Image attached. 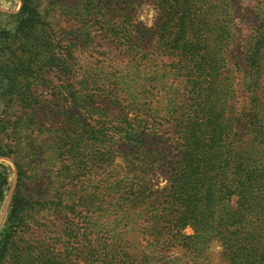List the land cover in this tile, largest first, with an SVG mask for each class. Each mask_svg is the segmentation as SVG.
Instances as JSON below:
<instances>
[{"label":"trees","instance_id":"obj_1","mask_svg":"<svg viewBox=\"0 0 264 264\" xmlns=\"http://www.w3.org/2000/svg\"><path fill=\"white\" fill-rule=\"evenodd\" d=\"M19 1L10 16L14 28H0V158L17 169L0 229V264H81L82 258L83 264H167L132 258L122 222L132 210L154 230L171 231L165 242L184 250L191 264H200L213 243L225 264H264V0L254 1V24L237 62L229 59L231 0H158L159 47L178 57L160 82L168 88L161 111L172 135L155 123L153 77L148 87L144 79L123 88L112 83L102 97L98 75L75 77L71 49L45 27L36 0ZM117 30L119 42L124 32ZM133 70L139 78L141 68ZM101 101L120 112L113 116ZM231 104L238 106L236 117ZM162 141L173 151L169 158H159ZM28 147L34 160H46V192H27L18 157ZM118 155L131 177L92 178L84 186L92 167L110 166ZM154 175L165 182L161 191L148 180ZM11 177L0 163V203ZM81 201L90 212L88 234L75 230ZM186 228L191 235L181 234Z\"/></svg>","mask_w":264,"mask_h":264},{"label":"rangeland","instance_id":"obj_2","mask_svg":"<svg viewBox=\"0 0 264 264\" xmlns=\"http://www.w3.org/2000/svg\"><path fill=\"white\" fill-rule=\"evenodd\" d=\"M254 1L231 0L234 17L232 22L233 38H231L233 44L230 49L233 50V54L229 52V59L233 56L232 62H237L242 58L243 48L254 24L252 11ZM36 4L45 27L52 29L55 40L60 42L63 47L71 49L74 56L73 73L75 77L81 80L87 75L89 77L94 74L98 75L104 83L103 85L99 84L102 85L99 86V93L102 97L112 90V83L123 88L124 82L144 79L143 81L147 85L153 81L150 79L153 77L154 81L150 83L153 93L151 96L149 95V101L152 100L150 105L153 110L159 112L155 123L163 124L164 132L172 135L170 126L164 124L166 120L163 116L166 113L161 111L166 106L169 97L167 95L168 88L165 85H160V82L165 78L166 72L169 73L173 70V65L178 62V57L167 56L159 47L162 45L161 42L159 44V40L163 20L158 0H36ZM19 9V0H0V13L7 15L0 17V28H14L15 22L10 16L16 14ZM117 28L123 29L124 32L123 38L119 42L112 34V32L119 31ZM128 37L130 43L125 40ZM135 65H138L142 71L139 78L133 72ZM175 82L177 84L182 81L180 78H176ZM180 91L188 95V90L181 88ZM141 101L144 102V100ZM101 105L108 108L113 116L120 112L106 101H101ZM231 106L230 115L236 117L238 106L236 104H231ZM50 124L45 123L46 128H49ZM55 124H57L56 121L52 123V126L54 127ZM164 143L166 142L162 141L158 144L159 158H169L173 155V151ZM28 148L21 157H18L19 163L24 165L26 171L27 192L32 194H38V191L41 192V190L46 192L50 181L48 165L45 166L46 160L45 158L34 160L33 154L30 153V149L33 147ZM120 150L121 154L125 153L122 148ZM93 157L90 155L91 160ZM121 158V155L115 157L110 166L104 164L103 168L102 166H99L101 168L92 167L93 175L85 180L86 182L84 181V186H91L92 178L102 183L110 176L109 180L115 177L122 178L124 175L131 177V173L127 172L126 165ZM0 163L8 166L12 172L9 191L5 200L0 203L1 229L16 185L17 169L9 158H0ZM87 171L89 170L87 169ZM148 180L155 188H160L159 191L165 185L159 175L148 177ZM71 185H66L65 188L68 189L72 187ZM60 186L59 183H56V187ZM79 186H81L80 183L76 187ZM156 196H159V193ZM84 202L81 201V204H78L79 209L75 210V220L78 222L75 230L88 234L91 225L88 219L90 212L88 213L85 207L87 205H84ZM137 208H144V205L139 204ZM123 211L120 213L122 217ZM133 211L127 212L126 215L130 213V216L122 221L127 222V231L123 238L131 244L130 252L133 259L137 260L139 257L146 256L152 258L154 262L157 261V258H162L167 264H191V257L184 250L165 242L168 240L167 237L172 235L171 231L154 230L151 222L144 220L143 217H137ZM87 229L88 231H85ZM106 232L107 230H102V233ZM181 234L191 235L192 231L186 228L181 230ZM83 236L81 235V237ZM101 237L103 241H106L109 235ZM116 239L117 236L113 235V240ZM81 262V264L84 263L83 258ZM198 262L200 264H225L221 255V247L215 243L210 244L205 255Z\"/></svg>","mask_w":264,"mask_h":264}]
</instances>
